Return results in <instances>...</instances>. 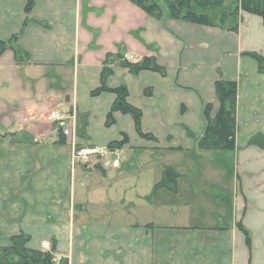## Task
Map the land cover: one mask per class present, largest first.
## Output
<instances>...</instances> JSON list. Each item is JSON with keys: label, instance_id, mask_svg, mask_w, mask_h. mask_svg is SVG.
Listing matches in <instances>:
<instances>
[{"label": "crops", "instance_id": "obj_1", "mask_svg": "<svg viewBox=\"0 0 264 264\" xmlns=\"http://www.w3.org/2000/svg\"><path fill=\"white\" fill-rule=\"evenodd\" d=\"M27 1L0 0V42L18 35L29 56L0 57V247L24 235L68 264H264V150L249 144L264 136V74L250 56L264 58L263 19L241 12L224 31L158 20L128 0H34L26 15ZM116 56L154 58L167 75L135 77ZM105 67L107 88L127 87L155 141L130 115L106 127L116 96H91ZM219 81L238 85L233 151L199 146ZM55 111L77 117L73 139L40 135ZM123 135L120 168L73 160L74 144L106 149ZM166 168L177 192L154 193Z\"/></svg>", "mask_w": 264, "mask_h": 264}, {"label": "trees", "instance_id": "obj_2", "mask_svg": "<svg viewBox=\"0 0 264 264\" xmlns=\"http://www.w3.org/2000/svg\"><path fill=\"white\" fill-rule=\"evenodd\" d=\"M152 18L162 19L166 12L174 20L184 21L191 24L202 25L210 28H220L224 31H236L239 25L241 12L257 15L264 22V0H235L231 5H227V0H164L166 10L159 0H128ZM34 7V0H28L25 9L29 15ZM22 33V32H21ZM18 35L9 42H0V57L7 51H12L16 63L20 64L28 60V54L16 46ZM264 74V58L251 54ZM121 65L129 70L133 76H138L144 71L158 73L160 76L167 75L166 69L160 67L154 58H145L138 63H130L122 56H116ZM111 70L105 67L101 76V86L94 92L92 97H97L104 92H111L116 96V100L107 115L106 127L110 128L115 124L114 114L119 112L132 116L137 134L146 139L153 140L151 135H146L142 131V111L128 103V89L121 86L115 90H110L106 86V80L111 75ZM238 85L219 81L216 83V93L220 104L219 110L213 116V106L207 105L204 109L205 130L199 143L201 150L206 151H233L236 149V105H237ZM147 94V93H146ZM148 95V94H147ZM86 116L80 118L78 136L86 139ZM128 141L126 136L120 142H112L108 149L112 151L121 150ZM250 146H256L264 150V136H257L250 141ZM177 173L166 168L161 181L154 187L153 192L166 190L175 194L177 192ZM10 245L0 247V264H68L66 261H57L54 256L55 248L50 252L35 251L29 247L30 238L18 235L10 238ZM250 243V240H248Z\"/></svg>", "mask_w": 264, "mask_h": 264}, {"label": "built area", "instance_id": "obj_3", "mask_svg": "<svg viewBox=\"0 0 264 264\" xmlns=\"http://www.w3.org/2000/svg\"><path fill=\"white\" fill-rule=\"evenodd\" d=\"M127 58L128 57H126V59ZM47 121L51 125V128H53L50 135L61 136L62 138L68 139H73L75 137L77 117L74 114L59 111L51 112L47 117ZM72 156L74 161L80 160L86 163L95 161L104 169H118L121 166V162L116 154L107 148L101 149L74 144ZM42 248L44 250H50L49 243L44 242Z\"/></svg>", "mask_w": 264, "mask_h": 264}, {"label": "rangeland", "instance_id": "obj_4", "mask_svg": "<svg viewBox=\"0 0 264 264\" xmlns=\"http://www.w3.org/2000/svg\"><path fill=\"white\" fill-rule=\"evenodd\" d=\"M159 2L162 4V6L163 7H165L166 8V6H165V3H164V0H159ZM235 2V0H227V5H231L232 3H234ZM59 111H65V112H68V111H66V110H62V109H58ZM45 119V118H44ZM44 119H41V123L43 122V124L45 123L44 122ZM46 124V123H45ZM41 129L42 130H40V135H43L44 136V134L46 135V136H48V135H50L51 134V131L53 130V128H51L48 124L47 125H41ZM38 133H39V131H38ZM37 133V134H38ZM5 135V134H4ZM6 135H8V134H6ZM13 135H15V134H13ZM13 135H9V136H13ZM7 136H4L3 138L5 139ZM6 139H11V138H6ZM9 141H11L12 143H14V141L13 140H9ZM10 245V244H9ZM7 247V246H6ZM50 248H51V246H50ZM51 251V250H50ZM58 261V260H57Z\"/></svg>", "mask_w": 264, "mask_h": 264}, {"label": "water", "instance_id": "obj_5", "mask_svg": "<svg viewBox=\"0 0 264 264\" xmlns=\"http://www.w3.org/2000/svg\"><path fill=\"white\" fill-rule=\"evenodd\" d=\"M61 262V261H60Z\"/></svg>", "mask_w": 264, "mask_h": 264}]
</instances>
